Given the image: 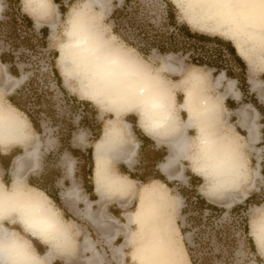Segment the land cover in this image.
<instances>
[{
	"label": "rangeland",
	"instance_id": "1",
	"mask_svg": "<svg viewBox=\"0 0 264 264\" xmlns=\"http://www.w3.org/2000/svg\"><path fill=\"white\" fill-rule=\"evenodd\" d=\"M81 1L83 0H47L51 5L43 11L39 0H0V54L5 55L3 57L4 62H0V99L2 100L0 101L3 105L6 104L5 106L10 107L9 97L20 88L25 87L27 89V83L33 78L41 99L45 98L48 102L43 101L40 106L41 109H38L39 106L35 103V95L26 92V90H24V95L17 98V103H23L30 111H36L33 114L36 122L39 123V130L34 129V131L25 115L18 110L16 111L25 120L27 130V140L24 145H21L23 152L20 154H24L25 150H32L39 141L37 165L34 167L33 160L26 159L24 161L25 167L20 172L21 181L25 186L31 176L34 184L45 187L50 194L56 192L60 195L63 204L53 205L50 200L48 203L68 222L67 226L73 239L81 243L85 230H87V233L96 242L97 249L103 254L106 264H116L111 258L110 247L105 244L99 231L80 214V211L83 212L85 209L83 202L73 203L63 196L67 191L72 190L73 192L75 189V193L71 196L80 194L79 196H84L85 200L88 199L83 187L86 188L89 185L88 181H94L96 165L93 147L110 126L115 125L121 128L120 125L126 120L128 124L133 120H138L141 126L140 115L137 112H134L136 118L134 115H127L128 113L125 112V114L116 117L111 112L108 101L103 97L100 96L99 102L88 95L90 91L86 90V77L81 73L78 77L73 73L74 75H69L67 80L62 75L61 67L58 64L59 47L67 39L70 12L79 7ZM167 1L171 7H175L178 23L186 24L193 32L210 37H219L236 49L234 42L228 38V35L217 34L205 28L199 29V27L189 24L186 14L171 0H129L127 3L125 0H106L104 14L99 12L98 7L94 6L93 8L98 14L103 34L111 38L112 42L128 47L122 39V34L130 37L132 30L120 27L118 29L122 34H115L113 32L114 22L110 17L111 12L115 8L125 7L127 11L131 12L128 16L153 25V28L145 26L148 36L154 34L156 30L166 37L173 35L177 38V30L173 29L167 21L166 8L169 7L166 5ZM200 1L202 4L204 1L208 5L212 3L211 0ZM205 8L218 10L215 7ZM21 15L32 18L33 26L31 29L25 26L26 21ZM218 17L225 20L221 21L223 23L222 29H229L231 21L226 22L228 19L223 14V8L218 11ZM42 29L43 31L45 29L46 34L44 36H42ZM153 30L154 32H152ZM246 36L248 42H246L245 47L248 46L246 49L250 52L251 57L248 54L247 56L242 55L236 49L237 54L244 59L246 66L236 71L238 73L236 78L234 75L228 76L224 73L227 79L234 80V87L237 92L239 89L246 97L240 95L238 100L229 102V108L226 107V99L233 101V98L229 95L222 98L224 85L218 86L215 83V77L224 71H220L218 68V71L214 72L212 67L194 66L189 60V50L187 52L180 49L159 52L156 45H151L148 51L144 53L145 56H141L134 49L128 47L138 54L143 61H146L151 70L157 71L162 78L172 83L175 98L174 114L175 116L177 114L179 122L185 118L179 105L184 100L182 92L185 85H182L181 81L186 78L189 72H200L198 75L201 77V81L195 83L197 91L202 90L205 97L218 100L222 117L228 115L225 122L213 119L211 129L214 133L222 132L223 134L236 131L241 135L240 138L237 137V140L243 167L233 174L234 177L228 186L222 187L214 181L212 175H206L204 170L200 168L203 152L198 145L199 127L197 120L190 133L188 150L175 167L174 173L178 176H173V179H167L160 172L159 163L156 161H163L170 154L166 144L167 136L160 135L157 138L149 133L152 135L153 141L148 142L150 148L147 150L141 146L140 141L142 140L137 134L139 133L137 126H130V123L127 131L123 130L129 150L133 148V142H137L133 161L130 164H125L121 160H117L113 163L108 162V164L112 172L123 175L125 174L123 172H129L133 178L124 175L128 190L123 193L121 200L115 196L107 197V200H104V212L107 215L115 216L119 222L125 223L126 218L123 214L135 210L137 189L144 183L162 177L167 182L169 196L168 203L163 208L164 215H168L176 238V246L173 249L174 252L172 251L175 264H191L185 243L193 250L197 264H244L245 260L255 264V261L264 259V254L258 251L251 232V229L257 232L259 222L264 220V135L261 133V129L264 128V110L263 113L258 112L257 114L256 109L252 107L254 101L264 104V99L258 96L256 90L251 89L248 81L250 76L264 81V39L260 38L256 42L253 35ZM22 37H28L30 41L23 42ZM139 37L141 42H149L141 34ZM53 52L58 54L55 59L52 58ZM167 55L170 62L176 68H180L179 74L169 72L162 65V59ZM52 63L61 76L60 86H57L54 77L51 75ZM73 63L75 64V62ZM75 65L76 69H79L78 65ZM13 67L16 68L15 74ZM7 74L19 78V82L15 85L6 83V76L4 75ZM65 82H68L69 86ZM82 101H90L88 115L86 114L87 110L82 108ZM242 106L245 110L248 106L257 114L253 120L257 124L259 139L252 144H249L245 139L246 131L237 124L240 118L234 111ZM89 111L93 114H89ZM93 115L94 117H92ZM125 115H127L126 120L124 119ZM141 128L146 132L148 131L144 125ZM98 133L100 135L94 141ZM15 145H11L8 149ZM155 147L158 148V152H155ZM87 149H92L93 160L91 159V164L90 158L87 159L86 156ZM12 166L9 174L8 172L5 174L0 165V178L8 182L12 177ZM89 169H91V174ZM95 192L97 195L90 194L89 196L93 202L99 198L96 189ZM198 197H202L204 202L200 203ZM248 197L250 200L245 202ZM207 204L215 205L217 208L211 209ZM234 206L238 207L231 210ZM92 207V210L96 211L99 206L94 203ZM157 216H160V212ZM16 220L17 217H15V223L11 224L8 219H3L0 220V225L10 229L15 228L21 236L31 238L33 243L30 244L34 250L39 254L44 253L48 249L47 244L43 242L40 244V240L28 235ZM245 225L246 231L244 230ZM131 227L136 230L135 225ZM78 228L81 230L78 231ZM122 241L123 236L118 235L115 244L118 245ZM134 245L135 243L132 242L124 246L127 264H137L138 262L132 256ZM58 264L60 263L58 262Z\"/></svg>",
	"mask_w": 264,
	"mask_h": 264
},
{
	"label": "bare ground",
	"instance_id": "2",
	"mask_svg": "<svg viewBox=\"0 0 264 264\" xmlns=\"http://www.w3.org/2000/svg\"><path fill=\"white\" fill-rule=\"evenodd\" d=\"M105 1L83 0L79 7L71 10L67 39L60 45L58 56V64L64 79L67 80L73 73L78 77L81 73L86 77V90L90 91L88 95L98 101L103 97L108 101L111 112L116 117L129 110H139L142 117L141 126L144 125L154 135L167 136L166 144L170 154L158 164V169L168 179L178 176L173 173V169L188 150L190 136L187 134V129L197 120L198 145L203 152L200 168L206 175H212L217 184L222 187L228 186L234 177L233 174L243 167L237 140L238 133L232 131L223 134L214 133L211 129L213 119L225 122L228 115L222 117L218 100L205 97L202 90L197 91L195 83L200 82L201 77L197 72H189L186 78L182 79L183 82L181 81L187 86L181 106L187 109L189 117L184 123L179 122L174 114L172 86L157 71L151 70L149 64L133 50L112 42L111 38L103 34L98 14L93 7H98L99 12L104 14ZM171 1L186 14L189 24L199 29L205 28L214 33L228 35L242 55H250L246 49L248 46L245 47L248 42L246 35H253L256 42L260 38L264 39V32L259 25L261 8L253 0H211V5L204 0V4L200 0ZM39 3L43 11L51 5L47 0H39ZM205 7H215L218 10ZM221 8L228 19L226 22L231 21L229 29H222L221 21L225 20L218 17ZM73 62L79 69H76ZM162 65L169 72H180V68H176L170 62L168 55L162 59ZM4 76L6 83L12 85L20 80L9 74ZM248 81L251 89L256 90L258 96L264 99V81L254 76H250ZM215 83L218 86L224 85L222 98L226 95L239 97L234 87V80L227 79L224 72L215 77ZM1 101L0 147L4 152L13 143H25L27 130L26 122L16 112L17 110L12 106L3 105ZM235 112L240 118L238 125L246 129L251 144L256 142L259 139L257 124L253 120H248L249 117L243 106ZM128 125V122L123 121L121 128L110 126L95 142L94 184L99 198L94 203L99 207L93 211L90 207L93 202L83 200L85 207L83 214L86 216L85 219L99 231L106 243L114 240L118 234H123V242L114 246L119 264H123L124 261V246L132 242L135 243L132 256L138 261L137 264H175L172 251L174 252L176 246V238L168 215H164L163 208L168 203L169 196L168 187L163 181L151 180L137 189L135 210L123 214L126 218L125 223L104 212V200H107V197L115 196L121 200L123 193L128 190L126 177L112 172L108 164L117 160L125 164L133 161L137 142H133V148L129 150L123 134V130L127 131ZM37 146L38 142L32 150L14 158L10 186H6L0 179V220L8 219L14 224L17 217L16 221L28 233L42 238L49 243L50 248L46 254L39 256L31 249L28 240L21 238L14 230L0 225V264H16L20 261H26L28 264H50V260L56 254L55 250L65 254L66 263L76 257L81 250L84 252L87 250L89 254L83 256L79 262L75 260L76 264H103L104 256L96 249L95 243L89 236L85 235L83 242L77 243L67 223L48 203L47 196L39 189L26 187L22 183L20 172L25 166V158L30 157L37 162ZM74 193L75 189L63 195ZM159 212L160 216H157ZM132 225L136 226V230L131 227ZM251 232L258 251L262 253L264 220L259 222L257 232L254 229H251Z\"/></svg>",
	"mask_w": 264,
	"mask_h": 264
},
{
	"label": "trees",
	"instance_id": "3",
	"mask_svg": "<svg viewBox=\"0 0 264 264\" xmlns=\"http://www.w3.org/2000/svg\"><path fill=\"white\" fill-rule=\"evenodd\" d=\"M129 0H125L127 3ZM167 7L166 8V16H167V21L169 24H171L172 28L177 30V38L173 35H168L167 37L164 36L163 33H160V31L152 34L151 36H148V32L145 31V26H149L153 28V25L151 23H145L146 21H137L136 19L132 18L130 15V11H127L125 7L121 8H115L111 12V19L114 22V27H113V32L115 34L121 35L119 29L120 27L122 28H128L129 30H132V33H130V37L127 35L122 34V39L124 40V43L134 49L136 53H138L141 56H145L144 53L148 51L149 47L151 45H156L157 49L159 52H167V51H173V50H178L180 49L181 51H188V56L191 64L197 67H212L214 72L218 71V68L220 71H224L225 75L232 76L234 75L235 78L238 77V73L236 71L241 70V67H245V63L242 60V58L237 54L235 48L233 45L230 43L223 41L219 37H210L201 33L193 32L190 30V28L186 24H180L178 23L175 15V7H171L170 3L167 1L166 3ZM23 20H25V26L28 27V29H31L33 26V21L31 18L27 15H21ZM125 26V27H124ZM131 27V28H130ZM125 29V30H126ZM154 32V30L152 31ZM45 29L43 31L42 29V36H44ZM142 35L143 38H146V40L149 42H141V38L139 35ZM147 34V35H146ZM172 34V33H170ZM21 40L24 41H30L28 37H22ZM153 42V43H151ZM211 45L214 47L212 50H207L206 46ZM57 52L52 53V58L55 59L57 57ZM1 61L4 62L3 57H5L4 54H0ZM12 59V57H11ZM54 63H52L50 72L51 75L54 77L55 83L57 86L61 85V76L59 75V72L55 69ZM11 71V69H10ZM14 74L16 73V68L13 67ZM233 76V77H234ZM28 88H20L17 91H15L14 94H12L9 97L10 102L12 105H14L17 109H19L21 112H23L29 121L31 122L33 128L38 131L39 130V123L36 122V118L34 117L33 112L36 111H30L23 103H17V98L21 97L22 95L25 94V91L28 93H32L35 95V103L37 106H39L38 109H41V105L43 104V101L48 102L45 98L41 99V95L37 91V86L35 85V81L32 79L29 80L27 83ZM36 86V87H35ZM47 89V87H46ZM44 91V90H43ZM46 91V90H45ZM243 93V92H242ZM244 98L246 97L245 94L243 93ZM83 106L82 108L87 110L86 114L88 115V106L90 104V101H82ZM259 113H263L264 110V104H259L254 101L253 105ZM90 112V111H89ZM89 114H93L90 112ZM94 117V115L92 116ZM126 118V117H125ZM126 120V119H125ZM127 121V120H126ZM132 126L136 127V121L133 120V122H130ZM139 130V129H137ZM101 132V131H100ZM262 135H264V128L261 129ZM140 139L143 142V147L148 145V142L150 141L148 138H146L139 130V133H137ZM100 133L96 134L94 141L99 137ZM156 154V153H154ZM87 159L90 158V164H91V159L92 158V149H87L86 153ZM0 164L3 166V169L5 170V174H7L8 170V158L7 156H2L0 155ZM90 174H91V169ZM263 170V168H262ZM127 174L128 176L132 177V175L129 172H123ZM93 174V173H92ZM44 175V174H43ZM133 178V177H132ZM161 181H163L165 184H167L166 180H164L162 177H158ZM2 181L5 183V185L9 184V181H5L2 179ZM89 185L86 187L87 192L92 194L93 191V182L88 181L87 182ZM27 184L30 186L37 187L38 189L42 190L49 198L50 200L54 203V205L60 204V198L59 195L55 192L54 194H50L45 187L41 185H36L33 183V179L30 176L27 180ZM199 202L203 203L204 200L202 197H198ZM250 200V197L245 199V202H248ZM207 206L211 209H216L217 207L215 205L207 204ZM238 206H234L231 210L237 208ZM246 231V225L245 229ZM185 248L188 253V257L190 259L191 264H197L196 257L194 256V253L192 252L193 250L188 246L187 243H185Z\"/></svg>",
	"mask_w": 264,
	"mask_h": 264
},
{
	"label": "crops",
	"instance_id": "4",
	"mask_svg": "<svg viewBox=\"0 0 264 264\" xmlns=\"http://www.w3.org/2000/svg\"><path fill=\"white\" fill-rule=\"evenodd\" d=\"M30 17V16H29ZM31 18V17H30ZM31 20H32V18H31ZM53 27V26H52ZM218 34V33H217ZM236 50V49H235ZM240 56V55H239ZM242 58V57H241ZM243 61H244V59H242ZM0 62H1V58H0ZM245 62V61H244ZM173 73V72H172ZM174 74H179V73H174ZM198 74H200V72L198 73ZM10 75V74H9ZM12 76V75H11ZM204 76V75H203ZM205 78V77H204ZM168 82V81H167ZM206 82V81H205ZM65 83H67V85L69 86V84H68V82H65ZM169 83V82H168ZM171 86H172V83H169ZM182 84V83H181ZM182 85H184V84H182ZM185 88V89H184ZM184 88H183V99H184V92H185V90L187 89V86L185 85L184 86ZM174 92V91H173ZM238 94H239V97H240V95H241V97H244V95H243V93L238 89ZM231 98H233L232 100L233 101H229V100H227L226 99V107H228L229 108V106H228V103L229 102H234L235 100H238L236 97H233V96H231V95H229ZM174 97V96H173ZM89 98V97H88ZM173 100H174V107H175V98H173ZM10 101V100H9ZM10 104H11V106L12 107H14L16 110H18L19 112H21L19 109H17L14 105H12V103L10 102ZM183 104V100L179 103V105H180V107H181V113L183 114V116L185 117L184 118V120L183 121H181V123H184L187 119H188V117H189V113H187L188 111H187V109H185V107H183V106H181ZM252 105V104H251ZM235 107V106H234ZM252 107L253 108H255L253 105H252ZM240 108V107H239ZM247 108V115H248V120H253L254 119V116L255 115H257L258 114V111H257V109H256V111H257V114H255L254 113V111L251 109V108H248V106L246 107ZM238 109V108H237ZM251 110V111H250ZM134 112H138V114L139 115H141L139 112V110H129V111H127V112H125V113H128L127 115H134L135 116V118H136V115L134 114ZM235 112V111H234ZM21 113H23V112H21ZM124 113V114H125ZM230 113H231V111H230ZM236 113V112H235ZM24 114V113H23ZM237 114V113H236ZM25 115V114H24ZM127 115H125V117L127 116ZM238 115V114H237ZM239 116V115H238ZM25 117H26V119L28 120V122H29V124L32 126V124H31V122L29 121V119L27 118V116L25 115ZM125 117H124V119H125ZM141 116H139V121L141 122ZM176 118H177V114H176ZM178 119V118H177ZM179 121V120H178ZM239 121V120H238ZM254 121V120H253ZM128 122V121H127ZM130 124V123H129ZM238 124V123H237ZM130 126H131V124H130ZM136 126H137V128L140 130V132L146 137V138H148L150 141H153V137H152V135L154 136V137H160V136H157V135H154L153 133H151V132H149V131H144L142 128H141V126L139 125V123H138V120H136ZM239 126V125H238ZM233 127V126H232ZM241 127V126H240ZM32 128H33V126H32ZM194 127H193V125H191L190 127H188V129H187V134L190 136V133H191V131H192V129H193ZM243 128V127H242ZM245 131H246V129L245 128H243ZM33 130H34V128H33ZM35 131V130H34ZM234 132H236V131H234ZM149 133H151L152 135H150ZM246 133H247V131H246ZM236 134H237V132H236ZM238 136L237 137H241V135L238 133L237 134ZM239 137V138H240ZM26 140H27V137L25 138ZM245 139H247V141L249 142V144H251V142H250V140H249V138H248V133H247V135L245 136ZM26 140H25V142H26ZM140 143H141V146L143 145V142L142 141H140ZM13 144H16L15 146H13L12 148H10V149H8L9 147H7L6 149H5V151L3 152V149L2 148H0L1 150H0V155H2V156H7V158H8V165H9V167H8V170H7V172H8V174H9V170H10V168H11V166H12V163H13V161H14V158L17 156V155H24V154H20L21 152H23V150H22V147H21V145H24L25 143H19V142H16V143H13ZM12 144V145H13ZM38 146H39V141H38ZM38 146H37V148H38ZM143 148H146L147 150H148V148H150L149 147V145H146V146H144ZM8 149V151H6ZM38 150V149H37ZM154 150H155V152H158L157 150H158V148L157 147H155L154 148ZM25 151H30V150H25ZM153 152V151H152ZM168 155V154H167ZM164 157V156H163ZM167 157V156H166ZM26 159H31L30 157H26L25 158V160ZM33 160V159H32ZM36 160H37V157H36ZM157 161V163H160L162 160H156ZM1 165V164H0ZM37 165V162L35 161V160H33V166L35 167ZM2 168H3V166H1ZM25 167V166H24ZM24 169V168H23ZM22 169V170H23ZM4 170V169H3ZM5 171V170H4ZM174 171H175V169H173V173H174ZM125 175V174H124ZM127 175V174H126ZM131 178V177H130ZM1 180H2V178H0ZM168 179V178H167ZM173 179V178H172ZM153 180H158V181H161V180H159V179H153ZM11 181H12V177H10V179H9V184L8 185H6V186H10V184H11ZM164 183V182H163ZM166 185V184H165ZM26 187H34V186H30V185H28V184H26L25 185ZM34 188H36V189H38L37 187H34ZM84 188V190H85V193H86V195H87V197H88V199L87 200H89V201H91V202H93V200H91V198H89V196H90V193L89 192H87V188H85V187H83ZM40 190V189H39ZM40 191H42V190H40ZM43 192V191H42ZM44 193V192H43ZM45 194V193H44ZM92 194H94V195H97L96 194V192H95V187H94V181H93V191H92ZM46 195V194H45ZM72 195V194H71ZM71 195H63L64 196V198H67V199H70L73 203H76V202H83V204H84V201L83 200H85V197L83 196V197H81V196H79L80 194H76V195H73V196H71ZM85 195V196H86ZM47 196V195H46ZM86 197V198H87ZM47 198H48V200H50V198L47 196ZM59 198H60V203L61 204H63V201H62V199H61V196L59 195ZM51 201V200H50ZM52 202V201H51ZM52 204L54 205V203L52 202ZM93 204H94V202H93ZM93 204H91V209L93 208L92 206H93ZM60 210V209H59ZM80 214L84 217V218H86V216L83 214V212H81L80 211ZM61 216V215H60ZM124 216V215H123ZM115 217V216H114ZM64 221H65V223H68L65 219H63ZM118 220V219H117ZM119 221V220H118ZM90 223V222H89ZM21 225V224H20ZM21 227H22V225H21ZM23 228V227H22ZM24 229V228H23ZM12 230H14L15 231V233L17 234V235H19L21 238H23V239H26V240H28V242L29 243H33L32 242V240H31V238H27V237H23V236H21V234H19L18 232H16V230H15V228H12ZM70 230V229H69ZM81 230V229H80ZM24 231L28 234V235H30L32 238H35V239H38V240H40L41 242H40V244H43V243H46L47 244V246H48V249H46V251L44 252V253H42V254H39V253H37L35 250H34V248L32 247V245L30 244L29 246L31 247V249L37 254V255H44V254H46V252L49 250V248H50V245H49V243H47L46 241H43V239L42 238H40V237H37V236H34V235H32V234H30V233H28L25 229H24ZM72 235V234H71ZM85 235H88L89 236V238L95 243V247H96V242L93 240V238H91V236H90V234L89 233H87V230H85V234H84V236ZM118 235H121V236H123V234H118ZM118 235L115 237V239L114 240H112V241H110L109 243H106L105 241H104V239H103V241L105 242V244L107 245V246H109L110 247V255H111V258L113 259V261H115V263L116 264H119V262H118V257H117V254L114 252V246H116L117 244H115L116 243V241H117V239H118ZM84 236H83V238H84ZM102 238V237H101ZM43 242V243H42ZM82 242H83V239H82ZM81 242V243H82ZM123 242V241H122ZM78 243V242H77ZM81 243H79V244H81ZM120 244V243H119ZM118 244V245H119ZM96 249H97V247H96ZM98 250V249H97ZM56 252V254H54V256H53V258L50 260V263L51 264H58V262L60 263V264H76L77 262H79L80 261V259H82L83 258V256H86V255H88L89 254V252L87 251V250H85V252H84V250H81L79 253H78V255L76 256V257H73V258H71L72 259V261H71V259H70V261H69V263H66V256H65V254H63V253H60L59 251H57V250H55L54 251V253ZM81 256V257H80ZM56 257V258H55ZM61 259H60V258ZM64 259H65V261H64ZM74 260V261H73ZM77 262H76V261ZM75 262V263H74ZM125 263V257H124V261H123V264ZM103 264H106V260H104V262H103Z\"/></svg>",
	"mask_w": 264,
	"mask_h": 264
},
{
	"label": "snow or ice",
	"instance_id": "5",
	"mask_svg": "<svg viewBox=\"0 0 264 264\" xmlns=\"http://www.w3.org/2000/svg\"><path fill=\"white\" fill-rule=\"evenodd\" d=\"M253 2L258 3L261 8L259 25H260L261 31L264 32V0H253ZM261 252L264 253V240L261 241ZM16 264H28V262L20 261V262H16ZM125 264H127L126 261H125ZM244 264H252V262L245 260ZM255 264H264V259L255 261Z\"/></svg>",
	"mask_w": 264,
	"mask_h": 264
},
{
	"label": "built area",
	"instance_id": "6",
	"mask_svg": "<svg viewBox=\"0 0 264 264\" xmlns=\"http://www.w3.org/2000/svg\"><path fill=\"white\" fill-rule=\"evenodd\" d=\"M207 50H212L214 47H212L211 45L206 46Z\"/></svg>",
	"mask_w": 264,
	"mask_h": 264
}]
</instances>
